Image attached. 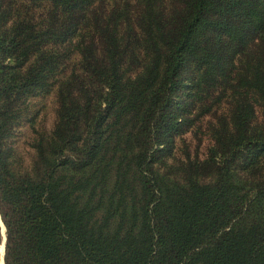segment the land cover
Listing matches in <instances>:
<instances>
[{"label":"trees","instance_id":"obj_1","mask_svg":"<svg viewBox=\"0 0 264 264\" xmlns=\"http://www.w3.org/2000/svg\"><path fill=\"white\" fill-rule=\"evenodd\" d=\"M0 217L3 264H264V0H0Z\"/></svg>","mask_w":264,"mask_h":264},{"label":"rangeland","instance_id":"obj_2","mask_svg":"<svg viewBox=\"0 0 264 264\" xmlns=\"http://www.w3.org/2000/svg\"><path fill=\"white\" fill-rule=\"evenodd\" d=\"M36 101H37L36 107L39 108V116L41 118V122L43 126L45 128H50L55 118V108H56L55 92L50 93L45 98H38L36 99ZM202 125L205 127V123H202ZM200 131H204V130L201 129ZM200 131L197 132V134L195 135L190 131L186 132L183 137H184V141L187 143L188 149L192 154L193 152L196 151L197 153H199L201 156L204 157L207 146L210 144V140L208 138V135L205 133V131L204 133ZM31 135L32 134L30 132V129L23 130V133L18 141L22 147L27 146L26 141H29L31 139ZM198 137L200 140H198ZM179 147L180 148L182 147L181 143L179 144ZM4 236H5V227L0 217V246H2V249H3ZM2 249H0V260L2 259Z\"/></svg>","mask_w":264,"mask_h":264},{"label":"water","instance_id":"obj_3","mask_svg":"<svg viewBox=\"0 0 264 264\" xmlns=\"http://www.w3.org/2000/svg\"><path fill=\"white\" fill-rule=\"evenodd\" d=\"M4 243H5V236H4V241H3V253H2V262H3V254H4Z\"/></svg>","mask_w":264,"mask_h":264},{"label":"bare ground","instance_id":"obj_4","mask_svg":"<svg viewBox=\"0 0 264 264\" xmlns=\"http://www.w3.org/2000/svg\"><path fill=\"white\" fill-rule=\"evenodd\" d=\"M0 249H2V246H0ZM2 253H3V249H2ZM2 260V259H1Z\"/></svg>","mask_w":264,"mask_h":264},{"label":"clouds","instance_id":"obj_5","mask_svg":"<svg viewBox=\"0 0 264 264\" xmlns=\"http://www.w3.org/2000/svg\"><path fill=\"white\" fill-rule=\"evenodd\" d=\"M0 264H3L2 260H0Z\"/></svg>","mask_w":264,"mask_h":264}]
</instances>
